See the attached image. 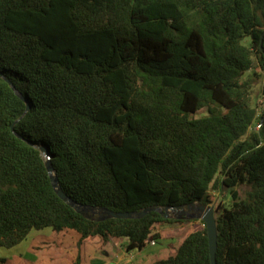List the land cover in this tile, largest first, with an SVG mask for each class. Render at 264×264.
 I'll return each mask as SVG.
<instances>
[{"label": "trees", "instance_id": "1", "mask_svg": "<svg viewBox=\"0 0 264 264\" xmlns=\"http://www.w3.org/2000/svg\"><path fill=\"white\" fill-rule=\"evenodd\" d=\"M257 68L264 0H0V247L48 227L76 233L78 248L98 236L102 250L119 239L140 251L160 241L154 225L187 221L82 216L55 193L44 146L81 205L137 212L228 196L216 263L264 264V110L257 118L245 78ZM202 223L148 264H210Z\"/></svg>", "mask_w": 264, "mask_h": 264}, {"label": "rangeland", "instance_id": "2", "mask_svg": "<svg viewBox=\"0 0 264 264\" xmlns=\"http://www.w3.org/2000/svg\"><path fill=\"white\" fill-rule=\"evenodd\" d=\"M248 76H251L253 80L251 103L256 108V116L258 115L259 117L264 110V71L257 68L256 74L246 72L245 78ZM204 114L205 111L200 110L196 115L202 116ZM247 189V186L238 187L240 197L244 196ZM214 194L216 199L211 205L216 215L220 211L217 206H228L230 198L219 192H215ZM181 210H185L186 214H181ZM181 210L167 209L166 212L173 217H183L187 221L184 223L168 224L164 227L156 224L153 229V232L162 231L165 243L169 241L166 246L172 252L176 250L187 234L203 228L202 219L189 217L197 212L190 211L185 206ZM50 230L48 227L41 230H31L27 237L18 244L10 248L0 247V259L10 258L6 264H73L79 253L80 259L78 264H107L106 258L109 259L114 254L113 251H108V254H105V250L101 249V239L98 241L99 237H92L90 241L88 240V243L83 242L82 246L78 248L76 245L78 235L76 233L68 231L55 234L51 233ZM120 243L122 241L117 239L116 244L119 245ZM149 249L152 248L148 247L147 250Z\"/></svg>", "mask_w": 264, "mask_h": 264}, {"label": "water", "instance_id": "3", "mask_svg": "<svg viewBox=\"0 0 264 264\" xmlns=\"http://www.w3.org/2000/svg\"><path fill=\"white\" fill-rule=\"evenodd\" d=\"M11 88L15 92L17 96H19L20 99L25 100L24 97L15 89V87L10 83ZM28 104L26 105V109H28ZM16 134V133H15ZM17 135V134H16ZM18 136V135H17ZM41 153L46 157L44 160V165L46 168V171L49 175L51 184L53 186V189L57 196L67 203L70 207H72L76 212L81 214L82 216L91 219V220H105L109 218H125V219H132V218H141L147 213L151 211H159L162 212L164 217L171 216L166 212L167 209H182L183 206H185L188 210H193L197 212L194 215H190V218L197 217L202 219V221L205 223L206 227V233L208 237V248H209V258H210V264H217L216 263V248H217V242H216V221H215V210L212 205H206L201 204L198 202H191L188 204H185L183 206H177L175 208H156L154 206H149L141 211L137 212H117L113 210L106 209L104 207H97V206H91V205H81L77 203L76 201L72 200L61 188L59 185L58 178L55 174V170L51 164L50 156L51 154L49 151L44 147L40 146ZM90 212V213H89ZM181 214H186L185 210L180 211ZM173 217V216H171ZM179 218V216L175 217ZM181 218V217H180ZM183 218V217H182Z\"/></svg>", "mask_w": 264, "mask_h": 264}, {"label": "crops", "instance_id": "4", "mask_svg": "<svg viewBox=\"0 0 264 264\" xmlns=\"http://www.w3.org/2000/svg\"><path fill=\"white\" fill-rule=\"evenodd\" d=\"M161 235V239L159 242H155L154 245H151L149 243L145 244V247L142 248V250L138 251H126L123 248V245L126 243V240H121L122 243L119 245L116 244V240H113V243L105 247V254H108V251H113L114 254H112V257L107 259V264H148L150 262H153L160 258H165L169 255L174 254V252L171 251L170 248H167L166 244L169 242L167 241L165 243L163 233L162 231H159ZM98 237V236H95ZM100 237L98 238V241H100ZM119 240V239H118ZM90 241V240H89ZM102 241V240H101ZM84 242L88 243V240H85ZM148 247L152 249H148ZM108 257V256H107Z\"/></svg>", "mask_w": 264, "mask_h": 264}, {"label": "built area", "instance_id": "5", "mask_svg": "<svg viewBox=\"0 0 264 264\" xmlns=\"http://www.w3.org/2000/svg\"><path fill=\"white\" fill-rule=\"evenodd\" d=\"M257 117H258V115H257ZM254 126V127H253ZM253 128H255V130H257L258 128H259V124H258V121L256 120L255 122H254V124H253ZM155 240L154 239H148L147 241H146V243H149V244H151V245H154L155 244Z\"/></svg>", "mask_w": 264, "mask_h": 264}, {"label": "bare ground", "instance_id": "6", "mask_svg": "<svg viewBox=\"0 0 264 264\" xmlns=\"http://www.w3.org/2000/svg\"><path fill=\"white\" fill-rule=\"evenodd\" d=\"M190 211H193V210H190Z\"/></svg>", "mask_w": 264, "mask_h": 264}]
</instances>
